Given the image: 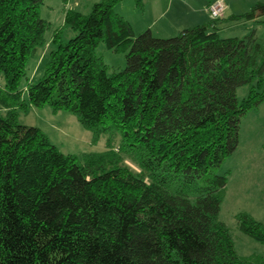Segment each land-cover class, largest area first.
<instances>
[{"label": "trees", "instance_id": "trees-1", "mask_svg": "<svg viewBox=\"0 0 264 264\" xmlns=\"http://www.w3.org/2000/svg\"><path fill=\"white\" fill-rule=\"evenodd\" d=\"M119 1L98 0L89 13L67 8L44 75L23 89L52 24L41 16L44 0H0V264H264L240 256L219 219L223 163L239 144L241 116L264 101V44L254 31L221 37L216 19L165 38L135 34ZM263 14L257 3L235 18ZM67 26L75 34L64 39ZM101 41L128 49L122 70L108 72L95 51ZM24 90L30 104L75 113L95 139L119 132L122 144L63 153L18 121ZM237 217L264 241L261 222Z\"/></svg>", "mask_w": 264, "mask_h": 264}, {"label": "rangeland", "instance_id": "rangeland-1", "mask_svg": "<svg viewBox=\"0 0 264 264\" xmlns=\"http://www.w3.org/2000/svg\"><path fill=\"white\" fill-rule=\"evenodd\" d=\"M61 2L62 0H44L41 6V16L53 21V26L45 34V45L27 61L26 76L19 83L23 89H26L28 81L37 82L44 75L50 51L54 48L51 41L54 25H59L58 23L62 21ZM164 3L167 4V0H164ZM151 6L152 0L141 2L120 0L116 3L115 10L130 20L134 33L139 34L148 29V26H143L145 22L142 19L156 21ZM90 10L91 8H85L82 4L81 11L89 13ZM169 17L170 19L167 17V23L164 16L158 20L152 30L149 28L154 36L165 38L178 33V31H171V24L175 22V17L172 14ZM243 30L245 26L239 25L232 30L220 33V36L242 35ZM74 34L70 27H64L62 34L64 39H69ZM95 51L107 65L109 73L122 70L126 66L128 49L109 48L101 41ZM4 85L5 79L0 71V86ZM248 94V84L237 89V96L240 99ZM23 98L28 102L26 90L23 91ZM4 113V110H0V114ZM17 117L21 124L39 127L49 140L66 154L101 152L108 147L118 148L122 144V136L119 132L103 131L95 139L93 131L84 127L75 113L63 109L55 110L49 104L35 106L28 102L27 107L17 109ZM123 157L125 165L133 172L137 173L141 170L131 154L124 153ZM220 172H227L228 182L220 205L219 219L229 227L234 247L240 256H252L257 261L260 260L258 258H262L264 262V241L244 233L240 229L237 217L240 213H247L264 225V101L257 107L248 109L241 116L239 144L236 150L226 157Z\"/></svg>", "mask_w": 264, "mask_h": 264}, {"label": "crops", "instance_id": "crops-1", "mask_svg": "<svg viewBox=\"0 0 264 264\" xmlns=\"http://www.w3.org/2000/svg\"><path fill=\"white\" fill-rule=\"evenodd\" d=\"M98 0H68L67 3L61 2L60 10L62 21L58 23L59 25H54L55 28L64 26V16L65 10L67 8L75 9L81 11L82 4L85 8H92L94 2ZM144 1V0H143ZM147 1V0H146ZM150 1V0H149ZM214 0H167V4L164 3V0H152V10L155 14L156 21H150L146 18L142 19L144 25L148 26L152 30V27L158 23L159 19H162L164 16L170 19L169 15H173L175 17V22L171 24V31L179 32L180 30L199 25L205 24L215 19L212 18L209 5ZM225 1V10L223 15L216 19L215 24L217 27V31L220 33L226 32L228 30H232L239 25H244L245 30L242 35H234L237 37H243L250 34L252 31L255 32L259 40L264 44V14L255 18H235L236 15L243 14L252 9V7L257 3H264V0H224ZM57 4H55L56 6ZM54 9V8H53ZM84 12V11H81ZM48 20V19H47ZM51 22L53 26V21ZM130 21V20H129ZM131 23V21H130ZM164 23V24H165ZM176 35V34H175ZM174 36V35H173ZM232 36V37H234ZM164 38V37H163Z\"/></svg>", "mask_w": 264, "mask_h": 264}, {"label": "built area", "instance_id": "built-area-1", "mask_svg": "<svg viewBox=\"0 0 264 264\" xmlns=\"http://www.w3.org/2000/svg\"><path fill=\"white\" fill-rule=\"evenodd\" d=\"M225 1L224 0H214L209 5V11L213 19H218L223 15L225 10Z\"/></svg>", "mask_w": 264, "mask_h": 264}]
</instances>
